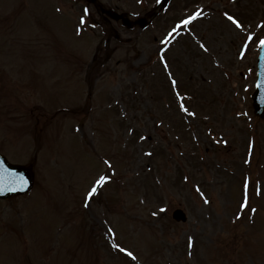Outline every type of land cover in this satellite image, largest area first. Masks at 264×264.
I'll return each mask as SVG.
<instances>
[{
    "label": "rangeland",
    "instance_id": "374dc122",
    "mask_svg": "<svg viewBox=\"0 0 264 264\" xmlns=\"http://www.w3.org/2000/svg\"><path fill=\"white\" fill-rule=\"evenodd\" d=\"M165 3L0 0V264H264V0Z\"/></svg>",
    "mask_w": 264,
    "mask_h": 264
},
{
    "label": "water",
    "instance_id": "95a60500",
    "mask_svg": "<svg viewBox=\"0 0 264 264\" xmlns=\"http://www.w3.org/2000/svg\"><path fill=\"white\" fill-rule=\"evenodd\" d=\"M146 23L147 21L144 18L139 20L141 27L145 26ZM261 52L259 56V78L252 98L255 112L264 116V47L261 48ZM30 186L31 174L29 170L23 166L11 165L7 163L3 156H0V196L24 192ZM173 216L176 219H185L181 211H175Z\"/></svg>",
    "mask_w": 264,
    "mask_h": 264
},
{
    "label": "snow or ice",
    "instance_id": "6c2138e0",
    "mask_svg": "<svg viewBox=\"0 0 264 264\" xmlns=\"http://www.w3.org/2000/svg\"><path fill=\"white\" fill-rule=\"evenodd\" d=\"M199 15H201V13L200 12H197L193 16H190L187 20L181 21V26H183L185 24H188L191 20L195 19ZM225 15L227 16V18H228L229 21H231L233 24H235V26L237 28H242L243 27V25L241 24V22L238 19H236L235 17H233V16H231V15H229L227 13H225ZM174 31H176V29H174ZM249 39H251V37H249ZM260 45L262 47H264V39H260ZM201 47H203V45H201ZM172 83L173 84H176L177 82L175 80H173ZM181 108L183 109V111L188 112L187 107H185L183 105V103H181ZM192 115H195V113H192ZM108 179H109L108 177H100V179L96 183H97V185H99V184H102V183L106 182ZM96 190H97L96 187H93L91 189L90 193H89V197H91L92 195H94L95 192H96ZM198 191H199V189H198ZM205 202L207 203L208 201L206 200ZM116 247L119 248V245H116ZM127 254L129 256H133V254L131 252H128ZM133 258H135V257H133Z\"/></svg>",
    "mask_w": 264,
    "mask_h": 264
}]
</instances>
